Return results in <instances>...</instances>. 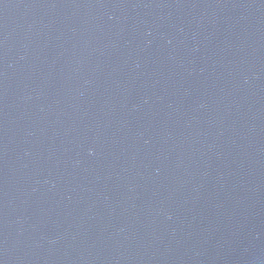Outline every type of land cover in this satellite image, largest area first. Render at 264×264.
Instances as JSON below:
<instances>
[{"label": "water", "instance_id": "obj_1", "mask_svg": "<svg viewBox=\"0 0 264 264\" xmlns=\"http://www.w3.org/2000/svg\"><path fill=\"white\" fill-rule=\"evenodd\" d=\"M0 264H264V0H0Z\"/></svg>", "mask_w": 264, "mask_h": 264}]
</instances>
